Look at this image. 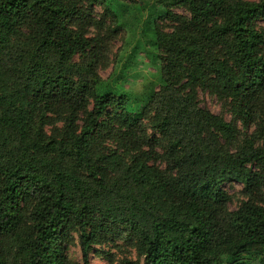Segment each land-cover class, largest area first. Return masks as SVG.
<instances>
[{
    "label": "trees",
    "instance_id": "1",
    "mask_svg": "<svg viewBox=\"0 0 264 264\" xmlns=\"http://www.w3.org/2000/svg\"><path fill=\"white\" fill-rule=\"evenodd\" d=\"M154 1L175 26L146 25L156 80L134 93L98 77L104 41L85 22L72 28L86 6L118 12L120 0H0V264H75L72 233L90 264L91 244L115 230L136 241L142 264H264V201L252 199L264 191V146L233 147L238 126L199 100L200 90L230 100L264 136V0ZM54 109L61 135L43 126ZM143 122V154L161 148L164 168L97 151ZM233 183L250 199L229 212Z\"/></svg>",
    "mask_w": 264,
    "mask_h": 264
},
{
    "label": "rangeland",
    "instance_id": "2",
    "mask_svg": "<svg viewBox=\"0 0 264 264\" xmlns=\"http://www.w3.org/2000/svg\"><path fill=\"white\" fill-rule=\"evenodd\" d=\"M141 1H145L146 4L144 9L139 11L137 5ZM120 2L122 7L119 8L118 12L112 11V9L108 10L104 6H86L80 12L81 16L76 19L72 28L79 29L78 26L85 22L86 26L81 27V30L88 37L99 38L104 41L103 59L97 67L98 77L108 82L117 79L123 88H131L134 93H137L156 80L154 77L156 66L151 61V55L147 52V44L151 33L149 34L146 25L152 28L156 26L163 31H171L175 23L170 18L165 17V12L168 9L161 6L157 1L120 0ZM169 10L175 16L189 17V13L182 7H173ZM257 24L258 27L264 28V20L258 21ZM77 59H81V57L77 56ZM199 100L202 107L208 108L213 114L222 117L226 122L238 126L239 134L233 147L241 145L245 139L253 140L256 147L264 146V136L258 131L257 124H251L248 128H244L243 124L235 119L230 100H221L215 94L201 90L199 91ZM91 106L90 102L88 110ZM112 111V109H108L107 113L110 114ZM57 113H59L58 109L52 110L43 122L48 134L61 135L65 123L64 115ZM262 117L260 115L258 120ZM80 121L78 122L79 125L81 124ZM120 129L121 127H119ZM120 132L130 133L125 128L121 129ZM120 132L112 136L105 135L97 140L95 145L97 151L100 153L115 152L118 156L129 161L135 157L150 156L143 154L144 152H150V148L143 140L152 133V129L147 122H143L131 138H124ZM221 142L225 143L223 139H221ZM226 147H228V144ZM155 152L152 157L150 156L148 165L164 168L165 161L162 158V149L156 148ZM262 173L264 174V172ZM224 188L231 197L228 204L229 212L238 210L243 203L250 199L244 192L243 186L239 184H226ZM257 198L264 201V191L252 199L257 200ZM25 199L29 200L23 202L22 206L30 212L35 205V199L28 195L25 196ZM123 233L124 231L115 230L114 234L104 237L100 244L92 243V250L89 254L90 264H125L127 261L142 264V257L136 249V241L132 238H130L131 241L123 238ZM66 241H68L66 249L68 258L75 264H83L78 233L66 236Z\"/></svg>",
    "mask_w": 264,
    "mask_h": 264
}]
</instances>
